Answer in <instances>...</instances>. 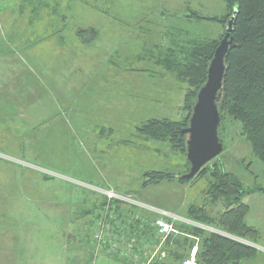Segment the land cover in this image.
Listing matches in <instances>:
<instances>
[{
    "label": "rangeland",
    "instance_id": "374dc122",
    "mask_svg": "<svg viewBox=\"0 0 264 264\" xmlns=\"http://www.w3.org/2000/svg\"><path fill=\"white\" fill-rule=\"evenodd\" d=\"M21 1L30 6L26 22L31 6L41 12L12 43L31 66L24 82L35 87L36 117L35 127L21 125L18 141L0 144V264H168L167 254L152 253L158 239L114 232L110 221L118 220L106 189L146 212L158 208L186 218L191 204L211 215L225 209L208 192L209 174L143 187L145 172L185 174L189 163L173 141L137 131L149 119L187 116V81L166 64L184 66L196 44L223 34L219 22L189 15L219 18L225 0ZM14 2L10 14L19 10ZM218 132L223 150L203 167L223 168L245 188H264V164L240 124L225 115ZM242 203L248 206L243 220L255 229L247 240L264 245V194L244 196ZM111 234L118 238L105 243Z\"/></svg>",
    "mask_w": 264,
    "mask_h": 264
},
{
    "label": "trees",
    "instance_id": "16d2710c",
    "mask_svg": "<svg viewBox=\"0 0 264 264\" xmlns=\"http://www.w3.org/2000/svg\"><path fill=\"white\" fill-rule=\"evenodd\" d=\"M225 4L226 14L222 17L203 18L194 12L189 17L219 22L224 34V24L236 9L231 32L232 45L225 56L226 71L218 108L221 122L226 115L240 124L253 154L264 164V0H225ZM223 34L216 40L196 44L188 55L191 59L184 66L174 67L166 64L170 70L175 68L173 70H176L178 78L184 77L189 86L185 97V108L188 113L184 120L175 122L149 119L137 127L139 134L155 140L169 139L174 142L173 147H177L186 157V136L181 130L188 126L196 94L206 80L208 62ZM206 174L211 178L208 185L209 194L212 199L221 198L225 203V209L219 214L211 215L205 207L191 204L185 211L186 218L227 234L248 239L246 237L252 235L255 229L243 220L248 206L242 203V198L257 192L264 194V188H245L234 175L218 166L210 170L203 167L196 176ZM182 175L147 171L143 174L147 178L143 187L162 180L174 179L179 183L190 180L183 178ZM120 201L114 199L111 201L113 204L108 206L110 209L112 207L115 219L120 222L119 226L116 224L118 221L116 223L113 219L110 221L114 232L126 237L135 235L137 240L144 242L158 239L156 228L152 225L155 214L127 206ZM104 205H108L107 202H102L101 206ZM135 213L138 217H135ZM178 227L199 238L197 264H239L244 257L253 253L251 247L221 234L182 224ZM166 243L167 257L171 258L168 264L176 262L181 264L194 245V241L189 238H175L171 246H168L169 240Z\"/></svg>",
    "mask_w": 264,
    "mask_h": 264
},
{
    "label": "crops",
    "instance_id": "0c3cea01",
    "mask_svg": "<svg viewBox=\"0 0 264 264\" xmlns=\"http://www.w3.org/2000/svg\"><path fill=\"white\" fill-rule=\"evenodd\" d=\"M12 1H15L14 4L19 7L18 12L15 14L8 12L7 8L10 5V0H0V39H2L0 41V144H6V140L12 141V138L16 139L20 135L19 131L22 124L30 123V127H35L34 118L36 117L35 87L31 85L27 87L26 81L24 82L27 73L26 68L28 66L29 69L31 66L28 65L29 61L19 51V47L14 46L12 43L21 40L20 34L17 33L19 29L31 28L36 24L34 16L41 13L40 7L31 6L29 8V16L26 22L27 9L30 6H25V3L22 6L21 0ZM3 28L8 30L6 35H3ZM219 37H221V33ZM8 40L12 46L11 48L6 44ZM213 40H216V38H213ZM6 47L9 51L6 50ZM15 56H18V58ZM29 60L31 62L32 59ZM9 79L11 82H8ZM236 241L251 247L254 253L253 256L243 259L240 264H264L263 244H255L247 239ZM97 259L98 262L102 263L100 261L101 257Z\"/></svg>",
    "mask_w": 264,
    "mask_h": 264
},
{
    "label": "water",
    "instance_id": "95a60500",
    "mask_svg": "<svg viewBox=\"0 0 264 264\" xmlns=\"http://www.w3.org/2000/svg\"><path fill=\"white\" fill-rule=\"evenodd\" d=\"M235 16L236 9L224 24V34L208 62L206 80L196 94L188 126L181 130L186 136V159L190 165L188 171L182 175L185 179L193 178L223 150L218 135L221 125L218 101L222 95L226 71L225 56L232 45L231 32Z\"/></svg>",
    "mask_w": 264,
    "mask_h": 264
},
{
    "label": "built area",
    "instance_id": "2783aa9c",
    "mask_svg": "<svg viewBox=\"0 0 264 264\" xmlns=\"http://www.w3.org/2000/svg\"><path fill=\"white\" fill-rule=\"evenodd\" d=\"M106 190H107V193L109 195V199L122 200L119 198L120 195L116 194L113 190H110V189L109 190L106 189ZM112 197H114V198H112ZM149 207H151V206H149ZM148 211L152 212L153 214L156 215V217L153 221V224H154V227L156 228V236L159 240L158 243L155 244V246L153 248V251H152L153 255L158 254L161 258L165 257L167 254L166 242L168 240H169V242H171L172 240H174L178 236H183L185 238H189V239L193 240L194 245L190 248L188 255L185 258H183L181 264H197L196 254H197V249H198L199 238L192 233H188V232L183 231L182 229H180L178 227V225L182 224V225L197 227V228H201V229H204L201 226H205V225L200 224V223H199V225H195V224H193V221H191L185 217H181L179 215H176V214H173L171 212H167L165 210H161L158 208H155V210L150 209ZM214 230H216V229H214ZM211 232H213V230ZM215 233H218V234H221L223 236L230 238V236L223 231L217 230ZM95 235H96V238L98 239V241L102 240L103 236L100 232H97ZM109 237H112L113 239L118 238L117 235L113 236L111 234L110 236H106V240H104L105 243H109L108 242ZM114 242H115V245H117V242L116 241H114ZM130 246H131V244H130Z\"/></svg>",
    "mask_w": 264,
    "mask_h": 264
}]
</instances>
